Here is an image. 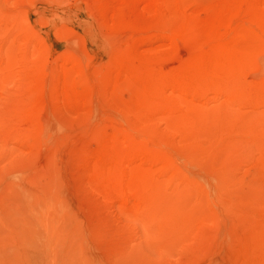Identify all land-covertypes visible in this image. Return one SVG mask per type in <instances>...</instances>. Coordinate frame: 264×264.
<instances>
[{
	"label": "rangeland",
	"instance_id": "obj_1",
	"mask_svg": "<svg viewBox=\"0 0 264 264\" xmlns=\"http://www.w3.org/2000/svg\"><path fill=\"white\" fill-rule=\"evenodd\" d=\"M0 264H264V0H0Z\"/></svg>",
	"mask_w": 264,
	"mask_h": 264
}]
</instances>
